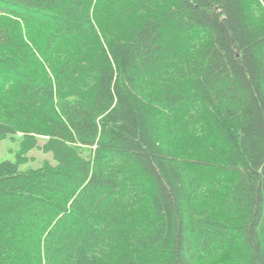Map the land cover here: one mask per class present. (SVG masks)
<instances>
[{"label": "trees", "instance_id": "16d2710c", "mask_svg": "<svg viewBox=\"0 0 264 264\" xmlns=\"http://www.w3.org/2000/svg\"><path fill=\"white\" fill-rule=\"evenodd\" d=\"M12 135L0 264H264V0H0Z\"/></svg>", "mask_w": 264, "mask_h": 264}, {"label": "rangeland", "instance_id": "374dc122", "mask_svg": "<svg viewBox=\"0 0 264 264\" xmlns=\"http://www.w3.org/2000/svg\"><path fill=\"white\" fill-rule=\"evenodd\" d=\"M19 135H12L2 140L0 143V161L9 160L14 161L16 153L19 149ZM43 140H39L38 144L41 145ZM27 162L20 166L21 170H25L27 168H36L38 167L42 161L47 160L51 164H55V161L51 155V153H44L38 148H34L29 151L27 154Z\"/></svg>", "mask_w": 264, "mask_h": 264}]
</instances>
